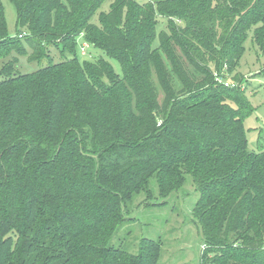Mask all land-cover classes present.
Instances as JSON below:
<instances>
[{
    "label": "trees",
    "instance_id": "trees-1",
    "mask_svg": "<svg viewBox=\"0 0 264 264\" xmlns=\"http://www.w3.org/2000/svg\"><path fill=\"white\" fill-rule=\"evenodd\" d=\"M10 1L17 37L0 0V264H157L158 243L137 256L114 240L133 195L152 179L170 195L187 175L204 264H264V150L248 148L243 78H216L237 70L250 34L264 54V0H113L108 11V0ZM22 39L32 60L50 46L63 60L19 72ZM80 44L122 74L81 61Z\"/></svg>",
    "mask_w": 264,
    "mask_h": 264
},
{
    "label": "rangeland",
    "instance_id": "rangeland-1",
    "mask_svg": "<svg viewBox=\"0 0 264 264\" xmlns=\"http://www.w3.org/2000/svg\"><path fill=\"white\" fill-rule=\"evenodd\" d=\"M113 0H108L101 11H108ZM145 3L151 0H138ZM7 22L9 37H17V11L10 0H1ZM165 18L160 19L165 27ZM159 26V31L161 30ZM26 53L17 56V68L21 73L32 74L40 68L63 60L56 47L48 48V57L32 60L31 50L22 39ZM77 54L81 61H95L102 58L122 74L119 62L108 57L103 51L87 47L85 54L78 45ZM2 63V62H1ZM242 79L241 90L249 102L244 118L248 148L252 152L264 150V54L254 45L252 34L245 43V53L237 70L226 72L223 80L237 86ZM163 94H160V101ZM199 193L192 176L187 175L185 183L170 195L160 193L155 179L148 187L133 195L125 214V221L114 242L130 255H141L144 241L160 245V258L157 264H204L202 253L205 248L201 223L194 213ZM143 255V253H142Z\"/></svg>",
    "mask_w": 264,
    "mask_h": 264
},
{
    "label": "built area",
    "instance_id": "built-area-1",
    "mask_svg": "<svg viewBox=\"0 0 264 264\" xmlns=\"http://www.w3.org/2000/svg\"><path fill=\"white\" fill-rule=\"evenodd\" d=\"M88 47V45H86V44H84L83 45V47H82V51H83V53L85 54V49ZM216 78H217V81L218 82H220V83H223V84H225L226 86H230V84L228 83V82H225L224 80H223V78L222 77H220L219 75H216Z\"/></svg>",
    "mask_w": 264,
    "mask_h": 264
}]
</instances>
